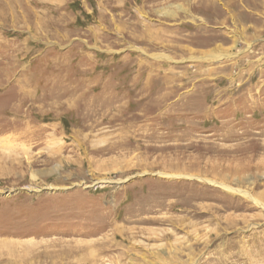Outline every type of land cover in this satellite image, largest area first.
Instances as JSON below:
<instances>
[{
    "label": "rangeland",
    "instance_id": "obj_1",
    "mask_svg": "<svg viewBox=\"0 0 264 264\" xmlns=\"http://www.w3.org/2000/svg\"><path fill=\"white\" fill-rule=\"evenodd\" d=\"M222 184L264 203V0H0V264H264Z\"/></svg>",
    "mask_w": 264,
    "mask_h": 264
},
{
    "label": "bare ground",
    "instance_id": "obj_2",
    "mask_svg": "<svg viewBox=\"0 0 264 264\" xmlns=\"http://www.w3.org/2000/svg\"><path fill=\"white\" fill-rule=\"evenodd\" d=\"M226 185V184H225ZM222 186L224 187V188H226L227 190H229V191H232V192H235V193H238V194H241L242 195V197H244V198H246V199H248V200H250V201H252V203L253 204H262V206L264 207V203H262V202H258L255 198H253L252 196H250L247 192H245V191H242V190H234V189H231V187H225L223 184H222ZM263 221V220H262Z\"/></svg>",
    "mask_w": 264,
    "mask_h": 264
}]
</instances>
